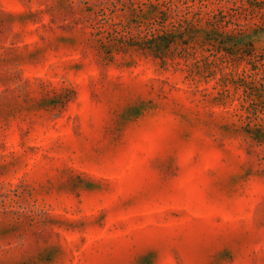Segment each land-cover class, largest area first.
I'll return each instance as SVG.
<instances>
[{"label":"rangeland","instance_id":"374dc122","mask_svg":"<svg viewBox=\"0 0 264 264\" xmlns=\"http://www.w3.org/2000/svg\"><path fill=\"white\" fill-rule=\"evenodd\" d=\"M0 264H264V0H0Z\"/></svg>","mask_w":264,"mask_h":264},{"label":"trees","instance_id":"16d2710c","mask_svg":"<svg viewBox=\"0 0 264 264\" xmlns=\"http://www.w3.org/2000/svg\"><path fill=\"white\" fill-rule=\"evenodd\" d=\"M171 42H172V41H169V43H168L167 47L169 46V44H171Z\"/></svg>","mask_w":264,"mask_h":264}]
</instances>
